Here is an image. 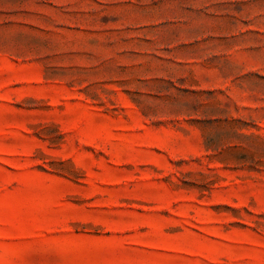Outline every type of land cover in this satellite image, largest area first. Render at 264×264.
I'll list each match as a JSON object with an SVG mask.
<instances>
[{
	"label": "rangeland",
	"instance_id": "374dc122",
	"mask_svg": "<svg viewBox=\"0 0 264 264\" xmlns=\"http://www.w3.org/2000/svg\"><path fill=\"white\" fill-rule=\"evenodd\" d=\"M0 264H264V0H0Z\"/></svg>",
	"mask_w": 264,
	"mask_h": 264
}]
</instances>
